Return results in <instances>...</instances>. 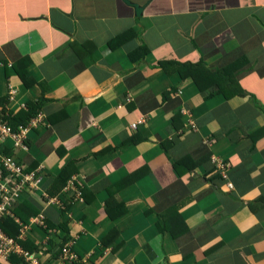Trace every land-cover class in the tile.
<instances>
[{
    "label": "crops",
    "instance_id": "0c3cea01",
    "mask_svg": "<svg viewBox=\"0 0 264 264\" xmlns=\"http://www.w3.org/2000/svg\"><path fill=\"white\" fill-rule=\"evenodd\" d=\"M0 64L39 264H264V0H0Z\"/></svg>",
    "mask_w": 264,
    "mask_h": 264
},
{
    "label": "built area",
    "instance_id": "2783aa9c",
    "mask_svg": "<svg viewBox=\"0 0 264 264\" xmlns=\"http://www.w3.org/2000/svg\"><path fill=\"white\" fill-rule=\"evenodd\" d=\"M15 93L16 91L12 90L10 87V100L14 99ZM6 118L7 114L0 108V222L5 217L13 216V206L19 201V198L22 197L26 188H36L41 181L38 170H28L13 156L5 152L8 140H10L15 147L26 149L25 140L27 138V133L30 131V127L23 126L18 127V129H13ZM41 122H43L42 115L35 117L31 121L32 128H37ZM142 123H144V119H139L131 125V129L136 130ZM211 162L226 186L232 190L233 184L229 179L231 164L219 157H212ZM38 223L42 225L43 228L46 227L43 220L38 221ZM71 245L72 243L62 250L65 255H70L69 247ZM14 253L23 256L28 264H39L34 254L27 253L22 249L18 242V237H13L5 233L0 225V261L8 260Z\"/></svg>",
    "mask_w": 264,
    "mask_h": 264
},
{
    "label": "trees",
    "instance_id": "16d2710c",
    "mask_svg": "<svg viewBox=\"0 0 264 264\" xmlns=\"http://www.w3.org/2000/svg\"><path fill=\"white\" fill-rule=\"evenodd\" d=\"M139 51H143V53L145 52V48H140L139 49ZM160 65H161V67H165L166 65H170L171 67H175V69H177V71H178V73L180 74V77L181 78H185L186 76H187V73H185V70H187V69H190V68H193L194 66L193 65H191V64H178V63H160ZM189 75H190V73H189ZM234 92H236V93H238V94H241V91H239V90H236V91H234ZM30 107L32 106V105H29ZM29 110V112H20V113H18V114H16V116L17 115H19V117H21L20 118V120H18V119H14V117L11 119V122L12 123H17V124H19V123H26V121L27 120H29V118L32 116V114L34 113L33 111L34 110H32L31 108L30 109H28ZM16 124V125H17ZM220 177V176H219ZM6 220L7 219H5V220H2V222H1V228L4 230V232L5 233H7L8 235H10V236H12L13 235V233H12V231H13V229L14 228H12L11 230L9 229L10 227H8V222H9V220H8V222H6ZM13 237H14V235H13ZM36 249H37V247H36ZM12 260H13V258H12Z\"/></svg>",
    "mask_w": 264,
    "mask_h": 264
},
{
    "label": "water",
    "instance_id": "95a60500",
    "mask_svg": "<svg viewBox=\"0 0 264 264\" xmlns=\"http://www.w3.org/2000/svg\"><path fill=\"white\" fill-rule=\"evenodd\" d=\"M134 8H135L136 11H139V8L138 7L134 6Z\"/></svg>",
    "mask_w": 264,
    "mask_h": 264
}]
</instances>
